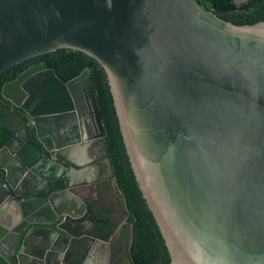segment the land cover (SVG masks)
Returning <instances> with one entry per match:
<instances>
[{"label":"water","instance_id":"95a60500","mask_svg":"<svg viewBox=\"0 0 264 264\" xmlns=\"http://www.w3.org/2000/svg\"><path fill=\"white\" fill-rule=\"evenodd\" d=\"M59 48L89 57L169 264H264V11L0 0V73ZM0 101V264H105L87 218L101 206L77 192L93 184L92 146L128 213L87 69L64 82L35 63ZM124 225L113 264H133Z\"/></svg>","mask_w":264,"mask_h":264},{"label":"trees","instance_id":"16d2710c","mask_svg":"<svg viewBox=\"0 0 264 264\" xmlns=\"http://www.w3.org/2000/svg\"><path fill=\"white\" fill-rule=\"evenodd\" d=\"M213 12L264 11V0H251L240 6H234L231 0H197ZM43 62L47 68L62 81L77 76L87 69L93 88L98 113L104 130L108 155L111 161L114 179L119 192L123 196L125 209L130 224V257L133 264H169V259L155 227L141 192L131 172L123 143L113 121L112 115L92 68L89 57L77 50L59 48L45 54L26 59L16 65L4 69L0 73L2 84L11 81L28 66ZM5 107L0 101V118ZM11 131L0 124V148L9 140Z\"/></svg>","mask_w":264,"mask_h":264},{"label":"flooded vegetation","instance_id":"af4514ba","mask_svg":"<svg viewBox=\"0 0 264 264\" xmlns=\"http://www.w3.org/2000/svg\"><path fill=\"white\" fill-rule=\"evenodd\" d=\"M99 163L106 162L104 159H101ZM77 192L84 201H88L92 197H95L97 201L96 203L101 206V210L97 215L93 216L88 213L87 218L101 222L98 224L99 226H95L93 234L99 235L102 237L100 241H104L103 244L105 246L103 248H99L101 250L104 249V251L99 250V254H101V256L105 255L107 258L106 261L103 260L102 263L113 264L111 260H113L114 255L118 254L120 257H123V251L127 243L126 226L124 225V222H127L128 216L125 217V214L119 205L118 196L112 188L110 179L107 177V180L103 179V181L93 182L91 186L82 187L81 189L77 190ZM113 195L116 196V201L111 200ZM104 212H111L112 218L110 220H105ZM129 247L130 242L128 249Z\"/></svg>","mask_w":264,"mask_h":264},{"label":"crops","instance_id":"0c3cea01","mask_svg":"<svg viewBox=\"0 0 264 264\" xmlns=\"http://www.w3.org/2000/svg\"><path fill=\"white\" fill-rule=\"evenodd\" d=\"M100 153L102 152L99 144L92 146L91 156H92V160H94L93 163L96 165V169L93 170L92 172H89V174H84L85 180L90 182L103 181V179L107 180V177L109 176V170L107 167V163H99V161L101 160V158H99ZM111 200L116 201V196L113 195Z\"/></svg>","mask_w":264,"mask_h":264}]
</instances>
